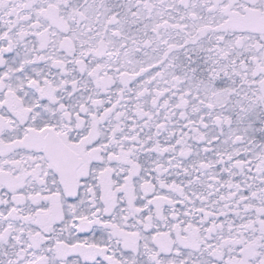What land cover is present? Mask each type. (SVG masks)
Returning <instances> with one entry per match:
<instances>
[{"label": "snow or ice", "instance_id": "1", "mask_svg": "<svg viewBox=\"0 0 264 264\" xmlns=\"http://www.w3.org/2000/svg\"><path fill=\"white\" fill-rule=\"evenodd\" d=\"M0 264H264V0H0Z\"/></svg>", "mask_w": 264, "mask_h": 264}]
</instances>
